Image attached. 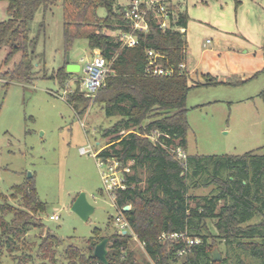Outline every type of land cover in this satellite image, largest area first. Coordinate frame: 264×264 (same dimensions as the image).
<instances>
[{
    "label": "trees",
    "instance_id": "obj_1",
    "mask_svg": "<svg viewBox=\"0 0 264 264\" xmlns=\"http://www.w3.org/2000/svg\"><path fill=\"white\" fill-rule=\"evenodd\" d=\"M7 1L10 17L0 21V48L10 45L7 61L19 52L23 59L3 76L28 80L33 78V62L27 52L28 20L39 6L51 8L59 0ZM170 2L174 12L170 28H161L151 12L149 29L134 32L138 44L124 46V34L133 31L132 22L126 18L128 5L118 0H62L65 51L77 38L84 37L90 49H99L111 65L96 101L106 115L118 119L104 130L108 142L97 156L105 162L117 161L122 171L125 187L114 191V199L128 228L125 233L117 231L108 236L109 264H139L131 247V232L156 264H233L230 260L236 257V264H247L241 259L245 253L260 259L257 264H264V147L260 149L263 153L187 154L186 159L177 158L174 151L178 147L187 149V97L193 84L189 83L186 67H180L187 62L188 41L181 28L187 27L189 15L179 3ZM98 7L106 8L105 17L98 16ZM106 29L119 31V36L110 35ZM149 49L163 54L160 62L172 70L171 74L146 72ZM73 75L67 71L66 61L54 73L63 87ZM81 80H75L77 89L68 100L79 112L90 102V97L80 92ZM219 83L209 76L205 83L196 85ZM144 170L148 175L142 188L140 172ZM210 186L213 190L209 194L192 192ZM127 205L131 206L129 210L124 209ZM45 210L32 179L14 185L10 195L0 190V258L7 252L19 264H36L32 252L37 246L43 261L56 263L62 238L49 233L37 244L27 239L31 229L45 227L40 217ZM257 213L262 214L261 222L244 225ZM163 233H184L185 237L161 240ZM105 237L96 227L87 240V253L68 245L67 264H104L94 255V249ZM188 237L199 238L200 242L189 247ZM222 242L226 244L225 253L219 248ZM184 248L188 252L179 255ZM215 248L222 253L220 261L213 260Z\"/></svg>",
    "mask_w": 264,
    "mask_h": 264
},
{
    "label": "rangeland",
    "instance_id": "obj_2",
    "mask_svg": "<svg viewBox=\"0 0 264 264\" xmlns=\"http://www.w3.org/2000/svg\"><path fill=\"white\" fill-rule=\"evenodd\" d=\"M172 1L179 3L190 18L186 69L193 85L187 97V153H263L260 149L264 147V0ZM118 2L126 6L130 0ZM8 6L7 0H0V21L10 17ZM97 14L105 17L106 8L98 7ZM64 20L62 0L51 8L39 6L28 20L31 79L5 78L3 74L14 69L23 54L16 53L7 61L10 45L6 43L0 48V190L10 195L14 185L34 181L38 196L46 205L40 215L45 227L31 229L27 239L37 244L49 233L62 238L55 264L68 263L65 253L68 245L87 253V240L96 227L106 237L119 231L117 217H122L112 190L107 189L103 180L102 172H109L108 163L97 156L108 142L104 130L118 116L106 115L102 104L96 101L99 93L90 97L83 112L68 101L77 89L75 80L83 76L82 69L73 73L64 87L54 76L67 57L83 68L90 55L101 51L91 50L87 38L81 37L66 52ZM105 31L119 36V31ZM188 69L198 72L197 75ZM208 75L221 83L196 85L205 83ZM79 89L87 97L81 82ZM147 175L145 170L140 172L142 188L146 187ZM212 190L210 186L192 192L205 195ZM82 192L95 207L88 221L72 210ZM52 214H58L59 219H50ZM261 220L262 214L257 213L244 225ZM211 227L214 230L212 224ZM131 233V247L139 264H156L138 236ZM33 247L36 264H52L43 261L37 254V246ZM219 248L225 253L226 244L219 243ZM241 257L247 264L260 263V259L248 253ZM230 262L236 264L237 257ZM0 264L19 263L5 252Z\"/></svg>",
    "mask_w": 264,
    "mask_h": 264
},
{
    "label": "built area",
    "instance_id": "obj_3",
    "mask_svg": "<svg viewBox=\"0 0 264 264\" xmlns=\"http://www.w3.org/2000/svg\"><path fill=\"white\" fill-rule=\"evenodd\" d=\"M170 0H130L128 7L126 8V18L132 22V32L125 33L123 36L124 46H135L138 44V38L134 34L135 31H147L149 29L148 17L152 12L155 15L158 25L163 28H170L174 20V12L169 8ZM181 30H183L181 28ZM163 58V54L155 50H148V64L146 66V72L152 75H169L172 70H168L163 67L160 59ZM181 68H185V64H180ZM83 76L81 80L82 88L88 97L95 96L100 88L104 85L106 77L110 74L111 68L105 57L100 52H95L91 55L82 68ZM175 153L177 158L186 159L187 152L181 147L176 148ZM103 161V160H102ZM105 162V161H104ZM108 169L109 172H102L104 183L108 190L114 191L118 188L125 187L124 177L122 171L118 170V162L115 160H109ZM129 171V169H126ZM121 173V176H119ZM58 214H52L50 219H59ZM120 222L119 231L125 233L128 228V222L123 217H117ZM136 237V236H135ZM185 237L184 233H163L160 236L161 240ZM137 238V237H136ZM188 246L198 244L199 238H187ZM144 245V244H143ZM188 252L187 248L182 249L179 255Z\"/></svg>",
    "mask_w": 264,
    "mask_h": 264
},
{
    "label": "water",
    "instance_id": "obj_4",
    "mask_svg": "<svg viewBox=\"0 0 264 264\" xmlns=\"http://www.w3.org/2000/svg\"><path fill=\"white\" fill-rule=\"evenodd\" d=\"M67 71L68 72H79L80 71V65L73 64L70 62L69 57H67ZM131 208L130 205L125 206V210H129ZM72 210L84 221H88L90 216L94 213L95 207L90 204L87 200L86 193L82 192L79 194L77 199L74 201L72 205ZM108 243H109V237H105L100 242L97 243L94 249V255L100 259L104 264H109L108 260ZM213 260L214 261H220L222 259L221 252L218 248H215L212 253Z\"/></svg>",
    "mask_w": 264,
    "mask_h": 264
},
{
    "label": "crops",
    "instance_id": "obj_5",
    "mask_svg": "<svg viewBox=\"0 0 264 264\" xmlns=\"http://www.w3.org/2000/svg\"><path fill=\"white\" fill-rule=\"evenodd\" d=\"M241 1V0H240ZM189 21H190V18H189ZM189 21H188V25H187V27L186 28H182L183 30L182 31H185L186 32V35H187V29H188V26H189ZM188 40V39H187ZM93 52H95V51H93ZM91 56V55H90ZM89 56V57H90ZM71 62V61H70ZM71 63H73V64H76L75 62H71ZM81 67V66H80ZM186 68H188V58H187V62H186ZM81 69L82 68H80V71H81ZM189 70V69H188ZM190 71V70H189ZM191 72V74H195V75H197L196 73H198V72H193V71H190ZM188 154V153H187Z\"/></svg>",
    "mask_w": 264,
    "mask_h": 264
}]
</instances>
